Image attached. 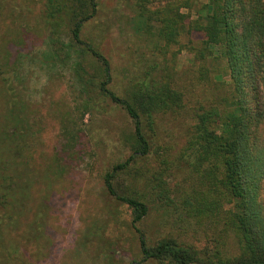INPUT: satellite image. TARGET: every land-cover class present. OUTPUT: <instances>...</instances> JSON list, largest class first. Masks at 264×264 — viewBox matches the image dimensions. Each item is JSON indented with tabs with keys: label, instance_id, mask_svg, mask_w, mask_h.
I'll list each match as a JSON object with an SVG mask.
<instances>
[{
	"label": "rangeland",
	"instance_id": "obj_1",
	"mask_svg": "<svg viewBox=\"0 0 264 264\" xmlns=\"http://www.w3.org/2000/svg\"><path fill=\"white\" fill-rule=\"evenodd\" d=\"M136 1L97 0L96 15L83 24L81 36L94 42L107 58L114 77L112 89L118 96L126 97L129 85L141 82L145 74L150 84L155 64L154 75L173 73L171 85L182 93L183 105L177 112L153 115L150 127L143 122L149 152L135 159L130 172L117 177L115 187L123 190L128 186L144 196L148 213L137 227L149 246L171 238L200 251H213L215 245L223 244L224 254L236 257L240 251L229 228L222 233L223 224L189 218L185 200L193 201L192 192H205L209 184L189 166L191 158L180 157L194 112L219 94L216 74L224 63L209 57L203 65L211 85L198 80L203 62L189 49L200 48L203 37L198 32L190 37L181 33L177 45L152 50L154 40L136 35L130 24ZM45 3L0 0V77L12 80L32 127L20 138L28 143L23 158L12 166L30 171L23 218L32 220L37 214L42 219L36 234L40 231L43 238L21 244V264H159L140 262L130 210L110 195L103 183L106 172L133 154V123L119 105L104 97L97 96L83 106L85 97L73 65L82 59L91 75L96 64L72 42L65 27L53 37L44 21ZM180 12L190 16L187 21L196 18V8ZM222 81L220 91L227 92L228 78ZM160 173L163 187L170 190L171 204L152 192L154 177ZM210 198L220 207L219 213L226 215L230 208L226 193ZM260 198L264 200V183Z\"/></svg>",
	"mask_w": 264,
	"mask_h": 264
},
{
	"label": "trees",
	"instance_id": "obj_2",
	"mask_svg": "<svg viewBox=\"0 0 264 264\" xmlns=\"http://www.w3.org/2000/svg\"><path fill=\"white\" fill-rule=\"evenodd\" d=\"M45 2L44 21L53 37L59 35V28L65 27L72 42L84 50L83 55L89 53L96 64L95 73L91 75L82 59L73 65L81 83L80 93L85 97L83 106L93 103L97 96L104 97L119 105L133 123L134 152L106 172L103 183L107 192L130 210L131 224L138 234L140 262L264 264V200L260 198L264 183V0H206L205 3L199 0H137L135 15L130 20L136 35L154 40L152 50L177 45L181 33L188 37L194 32L200 33L203 37L200 48L191 46L189 49L203 62L198 68V80L203 85H211L209 71L203 65L207 59L213 57L224 63L216 74L219 94L205 108L194 112L180 157L191 158L189 166L201 181L209 184L205 192H192L193 201L185 200L189 218L210 225L223 224L222 233L229 228L240 251L236 257L224 254L223 244L215 245L213 251L209 248L196 250L173 238L156 241L151 246L147 244L145 235L137 227L148 213L144 196L128 186L117 189L115 184L119 175L130 172V165L137 157L149 152L143 122L150 127L153 115L177 112L183 105L182 93L171 85L173 73L154 75L157 65L153 64L150 84L146 83L145 77L149 75L145 74L141 82L129 85L126 97L118 96L112 89L114 77L107 58L94 42L81 36L83 24L96 15L97 0ZM195 8L196 18L190 21H187L189 15L180 12ZM224 77L228 78L225 84L228 89L221 93ZM10 80L0 77V264H21L18 255H24L21 244L31 238H43L40 231L36 234L42 219L35 213L32 220L31 217L27 221L23 218L24 199L31 186L27 170L30 171L12 165L23 158L28 143L20 138L32 127ZM163 181L161 173L154 177L152 192L158 199L171 204L170 190L163 187ZM217 193H226L230 205L226 215L219 213L220 207L210 198ZM174 209L179 211L176 205ZM221 237L222 234L219 240Z\"/></svg>",
	"mask_w": 264,
	"mask_h": 264
}]
</instances>
